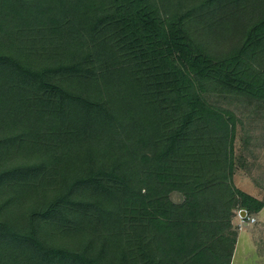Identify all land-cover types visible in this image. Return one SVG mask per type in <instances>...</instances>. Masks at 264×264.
<instances>
[{"label":"trees","instance_id":"1","mask_svg":"<svg viewBox=\"0 0 264 264\" xmlns=\"http://www.w3.org/2000/svg\"><path fill=\"white\" fill-rule=\"evenodd\" d=\"M216 95L264 106V0H0V264H232Z\"/></svg>","mask_w":264,"mask_h":264},{"label":"rangeland","instance_id":"2","mask_svg":"<svg viewBox=\"0 0 264 264\" xmlns=\"http://www.w3.org/2000/svg\"><path fill=\"white\" fill-rule=\"evenodd\" d=\"M213 100L232 109L241 120L238 125L237 152L244 156L245 166L239 167L235 174L236 185L258 198H263L264 106L256 107L254 104L225 95H216ZM246 140L248 143L244 152L241 149L245 146ZM172 198L181 201L183 196L174 193ZM257 220L258 222L256 219L252 222L248 215L242 218L239 213L234 218V225L240 233L232 264H264V210Z\"/></svg>","mask_w":264,"mask_h":264},{"label":"water","instance_id":"3","mask_svg":"<svg viewBox=\"0 0 264 264\" xmlns=\"http://www.w3.org/2000/svg\"><path fill=\"white\" fill-rule=\"evenodd\" d=\"M239 215H240L242 218H246L247 215H248V212H247L246 209H241V210L239 211Z\"/></svg>","mask_w":264,"mask_h":264},{"label":"crops","instance_id":"4","mask_svg":"<svg viewBox=\"0 0 264 264\" xmlns=\"http://www.w3.org/2000/svg\"><path fill=\"white\" fill-rule=\"evenodd\" d=\"M251 194V193H250ZM252 195H254V194H252ZM255 196V195H254ZM257 197V196H256ZM264 209H262L260 212H258L257 214H255L254 215V217H255V219H256V222H258V220H257V217H259V214L260 213H262V211H263ZM249 227V226H248ZM240 233V232H239ZM238 238H239V236H238Z\"/></svg>","mask_w":264,"mask_h":264},{"label":"built area","instance_id":"5","mask_svg":"<svg viewBox=\"0 0 264 264\" xmlns=\"http://www.w3.org/2000/svg\"><path fill=\"white\" fill-rule=\"evenodd\" d=\"M248 219H250L252 222H254V221H255V218H254V217H252V216H251V217H249V216H248Z\"/></svg>","mask_w":264,"mask_h":264}]
</instances>
